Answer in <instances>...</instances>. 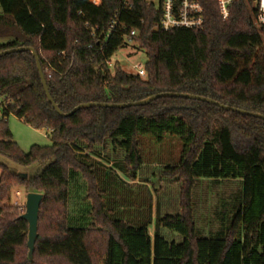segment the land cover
Instances as JSON below:
<instances>
[{
    "label": "trees",
    "instance_id": "16d2710c",
    "mask_svg": "<svg viewBox=\"0 0 264 264\" xmlns=\"http://www.w3.org/2000/svg\"><path fill=\"white\" fill-rule=\"evenodd\" d=\"M197 1L205 9L203 29L165 32L161 8L144 0H0V53L35 49L64 114L82 104H133L174 93L264 116V26L255 23L254 0H236L227 18L219 0ZM116 14L124 27L104 43L100 36ZM132 29L146 52V78L119 64L110 69ZM11 115L49 131L53 144L23 152L9 128ZM140 135L159 141L177 136L183 144L178 165L164 169L181 183L180 212L157 217L153 237L147 225L111 219L89 164L101 154L97 148L111 142L125 152L119 168L132 169L136 178ZM0 156L26 169L41 165L26 179L0 162V264H264V120L176 97L125 109L86 108L62 118L46 97L33 54L15 52L0 58ZM73 171L85 181L92 206L86 228L69 226ZM200 179L238 182L240 188L229 224L222 219L220 232L210 237L198 234L193 215ZM20 187L43 195L32 260L28 223L12 206V192ZM163 229L182 241L168 242Z\"/></svg>",
    "mask_w": 264,
    "mask_h": 264
},
{
    "label": "rangeland",
    "instance_id": "374dc122",
    "mask_svg": "<svg viewBox=\"0 0 264 264\" xmlns=\"http://www.w3.org/2000/svg\"><path fill=\"white\" fill-rule=\"evenodd\" d=\"M253 6L255 7V2ZM145 53L139 48L138 42L132 47H125L111 58L110 69L113 71L115 65L119 64L126 73L136 74L134 67L138 65L144 67L147 63ZM9 128L14 141L23 152L28 153L34 145L44 147L53 144L49 131L36 130L14 115L9 118ZM138 143L142 166L134 179L131 178L132 169L125 173L119 168L123 166L125 152L121 148H114L111 142H108L105 150L103 147H98L97 151L101 154L96 156L97 159L89 161V164L93 166L104 191L106 209L111 219L123 220L132 226L147 225L153 237L157 217L175 216L180 212L181 183L165 175L164 169L167 166L178 165L183 144L177 136H166L164 140L159 141L150 135H140ZM0 162L5 164L10 172L26 179L34 176L41 169L39 164L26 169L2 156ZM15 190H21L23 193L20 200L21 207H14L22 216L26 213L28 193L22 187L14 189L13 192ZM87 190L83 178L77 172H71L69 226L73 228H86L91 223L89 215L92 206L87 201ZM239 195L238 182L217 183L200 179L192 192L193 215L198 234L210 237L211 234L220 232L222 219L226 225L229 224ZM161 233L168 242L182 241L180 235L167 229L161 230Z\"/></svg>",
    "mask_w": 264,
    "mask_h": 264
},
{
    "label": "built area",
    "instance_id": "2783aa9c",
    "mask_svg": "<svg viewBox=\"0 0 264 264\" xmlns=\"http://www.w3.org/2000/svg\"><path fill=\"white\" fill-rule=\"evenodd\" d=\"M127 1V0H126ZM149 4H153L156 7H160L162 10V18L160 23V29L165 32H169L179 28H185L190 30H201L205 25V9L197 0H144ZM236 0H219L220 15L223 18H227L230 14L231 8ZM255 9L257 15L255 17V23L258 27L264 26V0H254ZM88 26V24H86ZM124 27V24L120 21L119 15H115L110 22L107 33H103L100 36V41L107 42L118 28ZM96 30H92V37L96 36ZM139 33L136 29L130 30L124 35V46H134L137 43V37ZM90 48L92 46H89ZM136 75L142 78H146L147 73L145 66L134 67ZM50 74V69H47ZM23 193L21 190H15L12 194V206L20 208L21 198Z\"/></svg>",
    "mask_w": 264,
    "mask_h": 264
},
{
    "label": "water",
    "instance_id": "95a60500",
    "mask_svg": "<svg viewBox=\"0 0 264 264\" xmlns=\"http://www.w3.org/2000/svg\"><path fill=\"white\" fill-rule=\"evenodd\" d=\"M25 51H27V52L30 51L33 54V56L35 57L37 68L39 71V76H40L41 83H42L43 89L45 91L46 97H47L49 103L52 105V107L56 111V113L59 116H61L62 118L72 116L76 112H78L82 109H86V108L125 109V108H130V107H140V106L150 105L151 102H153L157 99H160V98H174V97H176V98H186V99H190V100L208 103V104H211L213 106L219 107L225 111H232V112L239 113L241 115H247V116H251V117H255V118L264 120V116L261 114L248 112V111L233 108V107H229V106L223 105V104L216 102V101H214L210 98H207V97L198 96V95H189V94H174V93H161V94L150 97V99L147 98L145 100H142V101H139V102H136L133 104L132 103H129V104H99V103L82 104V105L76 107L72 112H70L68 114H64L59 109L58 105L55 103L54 99L52 98V96L50 94L48 84L46 82V78H45V75H44V72L42 69L43 66H41L40 59H39L35 49L28 48V47H21V48H17V49L7 50V51L0 53V58L4 55H8L11 53L25 52ZM42 200H43L42 194L28 193L27 194V200H26V213L20 217L22 220H24L28 223V227H29L27 246L29 249V259L30 260L33 259V255H34V251H35V245H36V242L38 240L37 238H38L39 212H40V206H41Z\"/></svg>",
    "mask_w": 264,
    "mask_h": 264
},
{
    "label": "crops",
    "instance_id": "0c3cea01",
    "mask_svg": "<svg viewBox=\"0 0 264 264\" xmlns=\"http://www.w3.org/2000/svg\"><path fill=\"white\" fill-rule=\"evenodd\" d=\"M95 158H96V157H95ZM95 158H94V159H95ZM96 159H97V158H96ZM98 161H99V159H98ZM137 179H138V178H137ZM137 179H135V180L137 181ZM155 221H156V219H155Z\"/></svg>",
    "mask_w": 264,
    "mask_h": 264
}]
</instances>
